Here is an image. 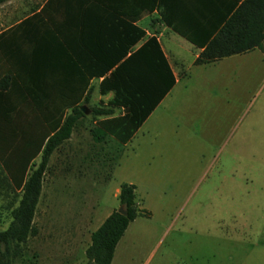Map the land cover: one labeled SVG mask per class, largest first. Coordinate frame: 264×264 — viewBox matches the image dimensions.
Wrapping results in <instances>:
<instances>
[{"label": "rangeland", "instance_id": "374dc122", "mask_svg": "<svg viewBox=\"0 0 264 264\" xmlns=\"http://www.w3.org/2000/svg\"><path fill=\"white\" fill-rule=\"evenodd\" d=\"M166 32L177 83L126 147L95 143L90 115L51 153L25 261L87 264L90 232L130 182L142 211L109 264H264V58L192 65L195 48ZM18 194L0 184V229Z\"/></svg>", "mask_w": 264, "mask_h": 264}, {"label": "crops", "instance_id": "0c3cea01", "mask_svg": "<svg viewBox=\"0 0 264 264\" xmlns=\"http://www.w3.org/2000/svg\"><path fill=\"white\" fill-rule=\"evenodd\" d=\"M241 1L7 0L0 4V85L7 84L17 103L49 105L52 115L58 110L62 116L68 115L71 106L77 105L84 115L66 139L73 141L83 135L91 107H109L112 92L100 93L99 82L122 58L135 55L147 39L154 38L174 78L165 97L181 76L162 45L166 31L192 45L194 59L200 48L177 31L186 33L190 40L204 41L217 32ZM262 46L216 61L227 59L231 64L254 50L264 58V40ZM41 110L34 113L41 115ZM123 113L122 108L112 107L111 114L92 117L91 127ZM149 115L124 143L118 144L111 135L95 143L104 146L109 138L113 147H126ZM117 193L118 187L115 196Z\"/></svg>", "mask_w": 264, "mask_h": 264}, {"label": "trees", "instance_id": "16d2710c", "mask_svg": "<svg viewBox=\"0 0 264 264\" xmlns=\"http://www.w3.org/2000/svg\"><path fill=\"white\" fill-rule=\"evenodd\" d=\"M5 1L0 0V4ZM177 33L200 48L193 65L211 63L254 48L263 49L264 0H242L217 32L204 41L190 40L186 33ZM173 83L172 72L158 43L154 38L147 39L141 50L122 58L100 80L99 92L111 91L112 97L109 107H91L90 115H109L112 107L122 108L124 113L96 122L90 128L91 138L99 142L111 135L118 144L127 141ZM6 89L7 84L0 85V184L19 194L16 205L9 210L7 226L0 229V264H32L22 258L23 245L36 232L33 217L49 157L69 138L84 114L77 105H72L68 115L62 116L61 110L52 115L49 105L17 103L16 98L10 97L12 90ZM36 110H41V115L37 116ZM37 157L39 160L35 162ZM134 190L132 183L119 184L116 198L125 213L113 209L90 232L84 249L87 264L110 263L118 240L142 211L134 200Z\"/></svg>", "mask_w": 264, "mask_h": 264}, {"label": "water", "instance_id": "95a60500", "mask_svg": "<svg viewBox=\"0 0 264 264\" xmlns=\"http://www.w3.org/2000/svg\"><path fill=\"white\" fill-rule=\"evenodd\" d=\"M80 109H82V108H80ZM117 211L119 213H121V214H124L125 213L124 210L122 209V206H120V205L118 206Z\"/></svg>", "mask_w": 264, "mask_h": 264}]
</instances>
